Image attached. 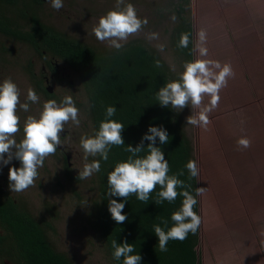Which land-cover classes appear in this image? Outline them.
Returning <instances> with one entry per match:
<instances>
[{"label":"rangeland","instance_id":"obj_1","mask_svg":"<svg viewBox=\"0 0 264 264\" xmlns=\"http://www.w3.org/2000/svg\"><path fill=\"white\" fill-rule=\"evenodd\" d=\"M169 1L125 0V5L131 3L135 7L138 18L148 20L142 31L127 41H142L159 55L171 73L179 75L186 60L180 55L176 58L169 43L173 15L165 11L154 16L155 8H168ZM63 4L64 7L56 11L48 0H43L34 12L43 23L55 29L94 36L91 24L95 25L101 16L116 8V0H63ZM185 17L191 27L190 61L203 58L218 61L221 65L227 63L235 73L228 80L227 87L220 91L219 104L209 113L211 123L207 127L187 124V117L195 116L190 107L177 112L182 131L190 143L191 160H195L199 167L196 188L206 189L203 195L196 196V212L201 217L194 246L197 262L264 264V0H188ZM21 23L24 25V20ZM200 30L207 33L206 57H199L194 51ZM150 33H157L158 39L150 40ZM22 43H15L11 50L21 54ZM100 45L109 47L104 42ZM158 45L164 46L163 51ZM25 59L28 57H20V65ZM53 65L58 74H63L61 71L65 70V65L62 61L53 59ZM39 66L38 62L33 68ZM28 77L21 75L13 81L20 89L21 102H24L27 90L33 89ZM63 79L49 82V91L55 92V97L47 98L36 90L40 103L30 105L31 110L27 113L18 112L21 132L16 136L17 142L23 138L24 120L28 116L38 117L43 102L56 100L60 103L66 95H71L75 102L77 97L82 100L74 74L68 71ZM75 106L80 111V126L66 125L65 135L61 136L62 140L71 137L62 149L69 155L68 167L73 177L70 179L64 175L61 156L56 150L39 169L36 187L22 193L10 192L8 168L19 167L16 160L0 166V170L5 169L1 183L6 182V195L13 197L36 218L41 214L38 219L42 222L46 210L51 215V211L56 212L54 217H44L50 222L47 237L57 250L71 259L72 264H112L101 237L90 225L92 202L99 199L96 182L92 180L94 175L87 180L78 178V171L84 163H91L95 157L89 156L86 161L79 149L81 137L93 136V129L84 106L76 103ZM241 138L250 140L251 146L241 148L237 143Z\"/></svg>","mask_w":264,"mask_h":264},{"label":"trees","instance_id":"obj_2","mask_svg":"<svg viewBox=\"0 0 264 264\" xmlns=\"http://www.w3.org/2000/svg\"><path fill=\"white\" fill-rule=\"evenodd\" d=\"M29 2L36 7L40 4V0H29ZM187 2L188 0H170L167 2L168 8H155L154 16L157 13L160 16L166 11L177 17L170 29L169 43L174 49L176 58L180 55L189 62L192 39L191 27L185 17ZM29 19L34 25L24 22L22 27L24 26L25 30H21L19 24L20 28L14 32V37L18 36L24 41L23 53L17 55L19 59L25 57L29 49L49 53L52 59L43 56L44 66L50 74L60 79L59 82L64 80V77L58 76L50 61L57 58L68 67H65V70L74 74L81 88L82 100L79 101L77 97L75 103L84 106L93 129V136L98 131L100 123L106 119L125 125L122 132L125 145L111 146L107 161L96 156L95 160L100 161L101 169L92 178L96 182L99 199L96 203L94 200L92 202L93 212L89 219L92 223H89L93 231L101 237L111 263L123 264V258L113 259L114 250L111 241L115 239L117 243L127 241L134 245L135 252L132 254H139L142 257L141 264H199L194 251L198 230L195 234L189 233L182 242L170 240L166 252L160 251L158 238L154 233V225L161 226L165 231L173 225L171 214L179 210L183 197L178 196L173 203L164 201L157 205L155 200L161 190L159 186L151 194L147 204L139 201L135 194L130 195L127 202L122 198L106 195L108 174L117 163L127 161L131 155L125 150L126 146L136 147L150 126H162L169 134V142L160 145L157 138L156 146L162 149L168 161L169 175H175L182 170L184 174L177 178L191 186L187 190L196 198L195 178H189L190 174L186 168L187 162L191 160V147L182 131V121L180 122L175 110L161 107L156 99L159 88L177 80L179 75L171 73L159 55L138 39H130L120 50H116L101 46L100 41L92 34L78 35L74 30V32H64L58 27L55 29L48 24L38 23L35 17ZM184 33L189 35L190 42L187 48L181 49L177 45L181 34ZM157 61L160 67H157ZM22 65L28 67V60H24ZM39 83L40 81L38 85ZM40 90L47 98L56 96L55 92L46 89L45 84ZM108 106L117 109L113 117L105 115ZM148 143L144 141L145 146ZM59 153L65 169L64 175L71 179L73 174L64 153L62 151ZM146 154L145 149V152L139 155L143 157ZM3 172L5 173L4 169L0 172V259L4 260L0 261V264H72L71 259L64 252L57 250L47 237L50 222L44 217L48 219L54 217L56 212L51 211L53 214L51 215L46 210L43 222L38 219L41 214L38 218L31 215L13 197L6 195L4 188L6 182L1 183ZM110 199L125 203L122 214L127 215L128 220L123 224L118 225L111 218L108 211ZM196 207L197 205L193 209L195 212ZM161 219L167 220L168 224H161Z\"/></svg>","mask_w":264,"mask_h":264},{"label":"clouds","instance_id":"obj_3","mask_svg":"<svg viewBox=\"0 0 264 264\" xmlns=\"http://www.w3.org/2000/svg\"><path fill=\"white\" fill-rule=\"evenodd\" d=\"M48 3L56 11L64 7L63 0H48ZM121 5H125V0H116L115 10H109L98 19V23L91 24L94 25L92 32L95 38L116 50H120L130 36L141 32L148 23L147 18H138L136 9L131 3L122 8ZM171 20L175 22L177 17L173 15ZM197 35L198 43L195 45L194 51L198 53L199 57H206L208 55V49L205 46L207 33L200 30ZM148 38L150 40L158 39V34L150 33ZM189 42V35L184 33L181 34L177 46L181 49L187 48ZM157 47L163 51V45ZM43 54L45 58L52 59L49 53ZM50 62L53 64L52 60ZM156 64L157 67H160L159 61ZM173 70H175L174 67ZM61 72L63 74L59 73V77H65L68 73L65 70ZM234 75L230 64L221 65L218 61L195 59L183 65V71L179 73L177 80L168 82L159 88L156 99L161 107H170L176 112L190 107L195 112V116L187 117V124L207 127L211 123L209 113L219 104L220 91L227 87L228 80ZM47 88L48 85H46ZM20 97V89L11 79H5L0 83V166L10 165L13 160L19 161L20 164L19 167L8 168L11 193H22L30 187H36L39 169L43 167L44 161L54 155L58 147H64L66 142L71 141L70 136L65 140L61 139V133L65 132V126L78 128L81 123L80 111L75 106L71 95L64 96L60 103L56 100H47L43 102L38 117L28 116L24 120L23 138L17 142L16 136L21 132V120L18 112L27 113L31 110L30 105L40 103V97L31 88L27 90L24 102H21ZM206 97L208 98L207 104H205ZM116 111L114 106H108L105 115L113 117ZM124 128L123 123L106 119L100 123L94 136L81 137L79 149L83 151L84 159L87 161L89 156H99L107 161L111 146L125 145L122 137ZM157 138L160 145H166L169 142V134L162 126H150L136 147L126 146L125 150L131 155L127 161L117 163L108 174L106 195L107 197L122 198L124 202H127L129 196L135 194L139 201L147 204L151 194L159 186L161 190L157 193L155 200L157 205L164 201L173 203L178 196L183 197L179 210L171 214V220L174 223L167 231L159 225L153 226L154 233L158 238L159 249L161 252H166L170 240L182 242L189 233L195 234L200 227L201 217L193 210L198 201L187 190L191 186L177 178L184 174L183 171L169 175L168 161L165 159L162 149L156 146ZM144 141L149 142L147 146L144 145ZM237 143L244 149L251 146V141L247 138H241ZM145 149L147 154L141 157L139 154L145 152ZM67 164L69 165L68 162ZM186 168L190 179L199 176V167L195 160H189ZM100 169L99 160L84 163L82 169L78 171V178L80 180L90 179ZM205 190V187H197L196 196L203 195ZM124 202L110 199L108 203L111 218L118 225L128 220V216L122 214L125 207ZM161 224L167 225L168 221L161 219ZM111 247L114 250L112 253L114 260L123 258V264H141L142 257L139 254H132L135 252V247L127 241L117 243L113 239Z\"/></svg>","mask_w":264,"mask_h":264},{"label":"flooded vegetation","instance_id":"obj_4","mask_svg":"<svg viewBox=\"0 0 264 264\" xmlns=\"http://www.w3.org/2000/svg\"><path fill=\"white\" fill-rule=\"evenodd\" d=\"M42 3L43 0H40L39 5ZM35 8L36 6H32V3L29 2V0H0V83L5 79H11L14 81L18 80L21 75H28L29 77L27 80L30 82L32 88L41 94L42 91L40 89L43 87V84L49 85V82H59L58 80H60L50 74L48 69L43 66V50H41V52H35L32 50L31 52L25 53V57H28V59H25L28 60V67H24L22 63V66L20 65L19 57L17 56L20 52L11 50V47L15 43L24 42L19 39L18 36L14 37L16 29L22 27L21 20L32 25L29 18L35 17L36 20H38V23L43 24V20L34 12ZM19 24H21L20 27H18ZM21 30H25L24 26ZM20 51L22 54V49H20ZM38 62L41 66L34 69L33 67H35ZM20 67H23V69ZM19 70H22V72ZM43 71H45L44 76ZM38 81H40L39 85ZM61 135L64 136L65 132L61 133ZM57 150L64 153L65 159L69 163V155L62 149V146L58 147Z\"/></svg>","mask_w":264,"mask_h":264},{"label":"water","instance_id":"obj_5","mask_svg":"<svg viewBox=\"0 0 264 264\" xmlns=\"http://www.w3.org/2000/svg\"><path fill=\"white\" fill-rule=\"evenodd\" d=\"M48 89V88H47Z\"/></svg>","mask_w":264,"mask_h":264}]
</instances>
